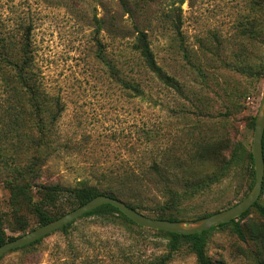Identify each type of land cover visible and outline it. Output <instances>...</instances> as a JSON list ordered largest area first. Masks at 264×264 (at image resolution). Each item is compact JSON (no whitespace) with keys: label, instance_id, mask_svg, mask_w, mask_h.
<instances>
[{"label":"rangeland","instance_id":"rangeland-1","mask_svg":"<svg viewBox=\"0 0 264 264\" xmlns=\"http://www.w3.org/2000/svg\"><path fill=\"white\" fill-rule=\"evenodd\" d=\"M137 30L147 33L158 64L180 83L182 94L144 67L132 48ZM0 37L7 39L12 61L29 46L39 93L50 106L35 109L22 87L3 91L0 79V207L9 221L5 181L14 163L35 156L49 153L41 165L43 181L66 186L89 179L114 184L119 192L114 176L138 169L145 205L167 211V185L182 194L186 181L208 182L223 168L211 147L226 161L237 149L252 152L251 122L264 87V0H0ZM119 69L143 95L119 85ZM12 73L3 77L14 83ZM8 97L16 99L18 118L7 111ZM39 120L48 124V148L39 144ZM249 185L235 169L167 213L196 221L236 205ZM259 202L264 206V188ZM19 214L30 224L26 232L38 227L30 204L22 203ZM240 225L244 239L231 227L211 232L207 254L214 264H264V218L252 208ZM168 254L167 264H198L188 246L170 252L167 236L151 229L80 217L67 233L14 249L0 264H149Z\"/></svg>","mask_w":264,"mask_h":264},{"label":"trees","instance_id":"trees-1","mask_svg":"<svg viewBox=\"0 0 264 264\" xmlns=\"http://www.w3.org/2000/svg\"><path fill=\"white\" fill-rule=\"evenodd\" d=\"M137 32V38L132 48L133 51L139 55V58L141 59L144 67L148 71H150V73H152L161 84L175 90L179 94H182L183 89L180 83L174 77L167 74L164 69L158 64L148 40L147 33L143 30H137ZM7 42L8 41L6 38L0 37V74H2L0 76V79L1 83H3V91H10L15 86L22 87L24 89V92L30 95L34 103V108L45 111L50 106L48 105L46 99L41 98V94L39 93L41 87L34 73L32 57L30 55L31 52L28 49L29 46L23 45L21 60L12 61V58L7 56ZM4 71H14V74H11L12 77H15L14 83L8 78L3 77ZM114 74L116 78H119V85H121L125 90L133 91L138 95L144 94L142 87L138 84L127 81L126 77H124L120 69L119 74L116 72ZM15 102L16 99H11L9 97L7 98V111L11 112V114L15 115L18 118L22 113L18 112L17 114V110L15 109L14 105ZM49 116L52 117L53 120L56 115L51 114L49 111ZM10 118L11 117H9L8 119L11 129L10 132L13 134L16 130L12 127L15 120H11ZM251 126L255 128V118L252 119ZM39 130L41 133L39 144L41 147L48 148L50 146L48 139V124L46 122H43L42 120H39ZM15 135H17L16 137L20 138L19 141L22 143L23 140L21 139L22 136L21 134H19V131L15 133ZM14 146L15 149L18 147L17 144H14ZM202 149L203 151H205L207 148L203 146ZM210 154L215 159L221 161L223 168H221V170L217 172V174L209 176L208 182H205L204 179H194L192 181L193 184H189L186 181L185 186L187 187V189H185L182 194L177 192L170 185H167L165 189V196H168L166 206H169L167 208V211L166 209L159 208V204L153 203L152 207H148L147 205H145L146 200L143 197L144 187L142 185L144 174H142V171H138V169L135 168H129L128 171H119V174L114 176L115 178L112 177L115 179L114 183H118L119 185V192H117L112 188L114 187V184L108 185L106 183V185H102L100 183H93L89 181V179L78 181L73 186H66L60 182L43 181L41 165L48 159L49 153L32 157L30 161L24 165H17L14 163V171H12V177L11 179L5 181L6 188L10 192V204L14 220L9 221L5 219L6 213H4V211L0 207V246L19 237L8 235V229L13 233H28L26 231L30 227V224L24 219L23 215L19 214L22 203H28L31 205L32 214L36 218L35 224L38 225V227L57 220L63 215L77 209L78 207L84 205L85 203L99 195H106L125 201V203H127L133 209L151 218L169 221H183L181 218L175 217L172 213H167L168 209L179 202L181 198L184 199L187 197H194L200 192L211 190L214 184L223 181L225 178H228L231 175L232 171H234L235 169L241 170L246 178H248V180L250 181L249 191H251L255 184V167L252 152L245 155L244 150L240 151L237 149L233 152L232 157L230 159H227L226 161V159L222 158L219 155V148L215 149L214 145L213 147H211ZM17 162L20 163V160ZM154 170L157 175L163 177L161 171L157 166L154 168ZM174 183L177 184L175 181ZM127 190L130 192H128ZM259 200L246 213L242 214L238 218L218 227H214L208 231L192 235H180L162 230L152 231L167 236L168 248L170 252H175L182 246H188L190 251L195 255L198 264H214L207 254L208 238L211 232L218 228L231 227L232 231L240 239H244V231L240 225V221L250 213V210L252 208L256 209L257 213L262 218H264V206L259 202ZM215 213L207 214L200 217V219L208 217ZM89 217H95L100 219L101 221H107L111 223L116 219L128 222L132 225H137L128 217H126L122 212L109 204L102 205L82 216V218ZM71 225L72 223L68 224L67 226L63 227L61 231L67 233ZM137 226L143 228L139 225ZM41 240L42 239L20 248L32 247L39 244ZM169 258V254L164 255L162 257L156 258L149 264H167Z\"/></svg>","mask_w":264,"mask_h":264},{"label":"water","instance_id":"water-1","mask_svg":"<svg viewBox=\"0 0 264 264\" xmlns=\"http://www.w3.org/2000/svg\"><path fill=\"white\" fill-rule=\"evenodd\" d=\"M264 87L259 105L258 113L255 117L254 140H253V160L255 167V184L248 195L238 202L236 205L204 217L196 221H169L162 219H155L146 216L139 211L130 207L122 200L109 197L106 195H99L77 209L63 215L55 221L41 225L38 228L23 234L13 241L7 242L0 246V258L8 252L34 243L44 237L61 230L68 224L73 223L78 218L86 213L105 204L112 205L126 217H128L135 224L151 230H162L166 232L176 233L180 235H192L208 231L214 227L228 223L242 214L246 213L260 198L263 191L264 183Z\"/></svg>","mask_w":264,"mask_h":264}]
</instances>
